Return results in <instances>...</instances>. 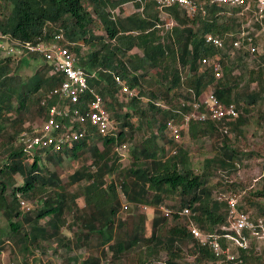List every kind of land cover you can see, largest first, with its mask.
Instances as JSON below:
<instances>
[{"label": "trees", "instance_id": "obj_1", "mask_svg": "<svg viewBox=\"0 0 264 264\" xmlns=\"http://www.w3.org/2000/svg\"><path fill=\"white\" fill-rule=\"evenodd\" d=\"M197 2L205 13L199 11L191 18L185 10L172 7L166 10L168 18L162 19L156 0H0V35L5 38L0 48L7 42L21 53L0 56V211L24 257L32 255L33 247L55 240L70 246L72 242L62 237V230L68 224L66 216L73 214L76 220L71 226L79 231L74 234V247L80 250L90 247L93 238L99 240L100 258L88 259L86 264H102L101 258L107 261L108 257V264H120L125 254L136 250L142 257L138 264H236L216 258L208 246L193 237L190 225L192 220L203 233L219 235H224L222 229L229 225L228 196L241 188L230 178L239 171L244 158L254 155L240 151L228 134L220 131L226 125L240 139L251 108L264 102V50L253 57L234 48L247 23V15H241L243 7L213 5L210 0ZM130 3L142 13L121 16ZM97 23L103 27L101 36L96 34ZM254 28L258 32L259 24L255 22ZM210 34L224 41L223 49L206 44ZM56 35L63 36L60 44L80 57L89 75L96 73L88 81L103 97L110 118L117 124V136H95L91 144L83 141L62 152L41 150L32 154L18 143L26 129V115L35 111L45 117L42 98L62 83L64 76L51 75V66L25 46L52 42ZM263 41L264 36L257 39V43ZM214 56L223 65L219 80L211 68L200 64L201 58ZM250 62L252 69L246 67ZM34 63L41 65L32 76L24 77L21 70ZM114 74L136 92L135 97H120ZM210 87L224 106L236 105L239 117L218 124L190 123L188 132L195 141L205 136L222 137L217 154L204 161L198 174L190 151L169 138L167 122L175 119L181 123L182 114L190 113ZM242 101L247 107L240 104ZM139 132L144 133L141 142L127 149L131 164L123 167L117 149L135 141ZM66 158L83 162L68 181L69 186L84 184L81 195L71 193L57 172L43 163L46 160L60 167ZM113 175L123 180L122 193L133 209L156 208L174 198L172 216H156L149 236L145 213L129 209L130 220L122 219L120 193L115 182L108 181ZM17 176L23 185L17 184ZM212 178L218 179L214 185ZM19 195L42 201L34 217L24 214L19 220L23 214ZM261 196L264 193L244 197L248 208L239 205V210L254 220L264 219V204L253 198ZM80 199L88 211L80 207ZM187 209L189 217L182 214ZM43 220L47 221L43 224ZM222 244L228 243L222 238ZM260 246L261 241L253 239L248 249L238 252L243 264H264V249L257 252ZM163 252L166 258L155 261ZM68 261L78 264L77 258ZM23 263L27 264L26 260Z\"/></svg>", "mask_w": 264, "mask_h": 264}, {"label": "built area", "instance_id": "obj_2", "mask_svg": "<svg viewBox=\"0 0 264 264\" xmlns=\"http://www.w3.org/2000/svg\"><path fill=\"white\" fill-rule=\"evenodd\" d=\"M156 2L161 14H166V10L172 7L185 10L191 18H194L199 11L204 12V8L198 4L197 0H156ZM210 2L213 5H224L229 8L243 7L241 15H247V23L239 33L234 48L237 51L245 50L253 57L259 56L264 50V41L257 43V39L264 36V0H210ZM255 22L260 26L258 32L254 28ZM3 39H5L4 36L0 35V41ZM62 39V35H56L52 42L25 46V50L39 55L51 66V75L64 76V81L46 92L42 98V106L46 107V114L41 118V127L32 132L25 131L20 136V143L32 154L41 150L62 152L83 141L91 144L95 136L103 138L117 136V124L110 118L103 97L89 84V77H95L96 73L89 75L80 64V57L73 53L69 47L60 44ZM206 44L218 49L224 48V41L212 34L207 35ZM15 52H17L15 48L9 47L8 55H14ZM200 62L202 66L212 69L217 80L223 77V65L219 57H203ZM113 77L115 83L120 87L121 98L124 96L129 99L136 96V92L121 76L114 74ZM157 105L160 104L157 103ZM192 107L193 110L190 113L182 114L181 123H177L175 119L167 122L168 136L176 143L182 142L183 134L189 130L192 121L218 124L239 117L236 105L224 106L212 87L204 93L203 99L195 102ZM202 108H204V112L201 111ZM220 132L228 134V127L224 125ZM108 181H114L118 192L123 194L122 179H116L113 175L108 177ZM21 204L22 208L31 210L25 201H21ZM140 208L142 212L153 210L147 206ZM129 209V204L123 205V210L128 211ZM155 211L160 212L166 218H170L173 214L170 209L161 204L155 208ZM182 214L189 217L191 213L187 209ZM228 219L229 225L222 229L225 231L224 235L205 234L192 220L191 233L196 240L208 246L216 258L243 264L238 252L241 249H248L253 239L259 241L264 239V219H252L249 213L239 210L238 202L234 199L229 201ZM222 238L227 241L226 246L222 244ZM261 248L259 247L257 252H261Z\"/></svg>", "mask_w": 264, "mask_h": 264}, {"label": "rangeland", "instance_id": "obj_3", "mask_svg": "<svg viewBox=\"0 0 264 264\" xmlns=\"http://www.w3.org/2000/svg\"><path fill=\"white\" fill-rule=\"evenodd\" d=\"M143 11V10H142ZM142 11H137L135 8V5L133 3H130L125 6L124 12L127 15H133L136 13H142ZM125 13L121 14V16L125 15ZM116 15V14H115ZM162 19H167L166 14H161ZM96 34L101 36V32L103 31L102 24L97 23L96 24ZM172 25L169 24L168 28H171ZM90 46L85 47V50H88ZM8 50H9V44L7 42L2 43V48H0V56L5 57L8 55ZM17 56H20V52H15L14 53ZM41 65L40 63H34L32 67L24 68L21 70V73L24 77L26 76H32L35 71L36 67ZM248 69H252V63H248L246 65ZM147 89H149L147 87ZM138 93V90H136ZM123 99H126L124 96H122ZM243 107H247L246 103L243 101L240 102ZM145 105V104H144ZM251 114L249 117V123L243 127V135L241 136L240 139L237 138L238 133L236 131L234 132H229L228 133V138L231 140V143L234 145H237L239 147L240 151L244 152H251L253 153V157L250 158H244L241 166L239 167V171L232 175L230 180L232 182H235L240 185V191L234 195L228 196V199H234L238 202V205L247 207L245 203V198L247 196H254L258 193H264V102L259 101L257 104H255L251 108ZM27 116V124H25V128L21 132V134L25 131H35L41 127L42 124V119L40 116L36 114L35 111L32 112V114L26 115ZM134 122L138 124V119L135 118ZM182 122V121H181ZM29 129V130H27ZM12 130V129H11ZM20 134V136H21ZM143 132L137 133V137L135 141L129 143L127 147L123 148H118L117 151L120 153L122 160L121 164L123 167H128L131 164L132 158L128 152L129 149H132L135 145L139 144L141 142ZM219 134H221L219 132ZM20 136L18 143H20ZM221 138H216L213 139V137L205 136L204 138H200L199 140L195 141L191 138L190 134L188 131L184 132L183 135V140L180 143L182 146L187 148L190 153H191V160L193 163V167L195 171L200 174L202 171V168L204 166V161L206 159H210L214 157L217 154V149L219 147V143L221 142ZM237 140V141H236ZM129 148V149H128ZM128 149V150H127ZM87 164H91V160L87 161ZM45 163V166L50 170V171H56L58 176L60 177L62 183L64 184L65 187L68 188V190L71 193L81 195L83 193V186L84 184L81 185H75V186H69L68 181H69V176L72 175L77 169H79L82 165L83 162L81 160H71V159H65L64 163L62 166L57 167L53 164L48 163L46 160L43 161ZM117 179V176H115ZM17 184L18 185H23V180L20 176H17L16 178ZM218 181L217 178H212L211 179V184H215ZM83 185V186H82ZM12 193V190H9L7 192L8 195ZM221 194V192H218ZM19 200L25 201L27 205L31 208L29 211L26 208H22V204H20V211L23 213L22 216L20 217L19 220L22 219L24 214H31L32 217L35 216V211L37 208L42 206V201L39 199H26L21 197L19 195ZM256 199L258 202L264 204V196L261 197H253ZM120 202H121V207L123 205L128 204L127 200L125 199L123 194H120ZM175 202L174 198H169L166 199L164 203L161 205H165L170 211L173 213V204ZM80 207L82 209H86L88 211V208H83L84 203L82 199L79 200ZM129 208L132 211H134L136 214H141L145 213L149 217V221L147 224V235H150V232L152 230V220L156 216H162L160 212L155 211V208H151L153 210H148L145 212L141 211V208H136L133 209L131 205L129 204ZM129 211L123 210L121 208V217L124 220L129 221ZM251 211V209L249 210ZM252 213L254 212L253 210L251 211ZM169 219V218H168ZM66 220L68 224L63 228L62 230V237L65 238L66 241H71L72 244L70 246H67L66 244H63L61 246L60 242L58 240H55L54 242L44 244L43 246L40 247H33V253L32 255H29L27 257H24L23 251H22V246L18 245L13 241L12 234H10L9 228H8V222L6 221V218L3 216V214L0 211V240H4V244L0 243V264H24L23 261L26 260L27 264H69V259L70 258H77L78 259V264H86V261L88 259L92 258H100L101 256V249H97V245L99 244V240L96 238H93L90 242V247H85L80 250H77L74 245L76 244V235L74 234L78 233V228L77 226L72 227V223L75 218H73V214H69L66 216ZM47 220H43L42 223L44 224ZM26 228V227H25ZM70 239V240H69ZM64 240V241H65ZM261 245H264V239L261 240ZM261 247V246H260ZM263 248V247H262ZM111 255L112 253L109 252ZM104 257V256H102ZM25 258V259H24ZM142 257L140 256V253L138 250L135 252L132 251L131 254H125L122 257L121 263L120 264H138V261ZM164 258H166V253H161L158 258H155V261H163ZM193 259V258H189ZM110 260V257L107 258V261L103 258H101V262L103 261L102 264H108ZM192 261V260H190Z\"/></svg>", "mask_w": 264, "mask_h": 264}, {"label": "crops", "instance_id": "obj_4", "mask_svg": "<svg viewBox=\"0 0 264 264\" xmlns=\"http://www.w3.org/2000/svg\"><path fill=\"white\" fill-rule=\"evenodd\" d=\"M129 15H130V14H129ZM123 16L125 17V16H128V15L125 13V15H123ZM31 264H32V261H31Z\"/></svg>", "mask_w": 264, "mask_h": 264}]
</instances>
